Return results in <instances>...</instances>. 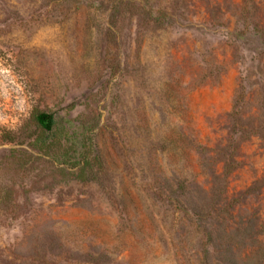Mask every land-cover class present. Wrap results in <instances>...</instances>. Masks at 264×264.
Returning a JSON list of instances; mask_svg holds the SVG:
<instances>
[{
  "label": "rangeland",
  "instance_id": "rangeland-1",
  "mask_svg": "<svg viewBox=\"0 0 264 264\" xmlns=\"http://www.w3.org/2000/svg\"><path fill=\"white\" fill-rule=\"evenodd\" d=\"M0 264H264V0H0Z\"/></svg>",
  "mask_w": 264,
  "mask_h": 264
},
{
  "label": "trees",
  "instance_id": "trees-1",
  "mask_svg": "<svg viewBox=\"0 0 264 264\" xmlns=\"http://www.w3.org/2000/svg\"><path fill=\"white\" fill-rule=\"evenodd\" d=\"M32 121L34 125L43 132L52 131L56 124L55 114L50 110L33 111Z\"/></svg>",
  "mask_w": 264,
  "mask_h": 264
}]
</instances>
